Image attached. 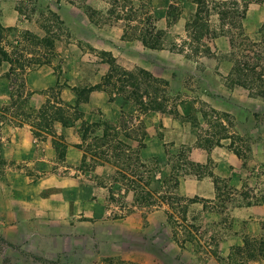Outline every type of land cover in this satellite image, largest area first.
Instances as JSON below:
<instances>
[{
    "label": "rangeland",
    "instance_id": "obj_1",
    "mask_svg": "<svg viewBox=\"0 0 264 264\" xmlns=\"http://www.w3.org/2000/svg\"><path fill=\"white\" fill-rule=\"evenodd\" d=\"M0 26L12 28L0 49L24 64L17 79L0 66V264H229L244 236L260 235L264 98L231 79L235 60L264 89V0H0ZM144 31H161L159 49ZM102 52L162 80L165 111L120 83L77 102L106 75ZM47 101L80 118L39 136L18 124ZM82 121L102 124L85 142Z\"/></svg>",
    "mask_w": 264,
    "mask_h": 264
},
{
    "label": "trees",
    "instance_id": "obj_2",
    "mask_svg": "<svg viewBox=\"0 0 264 264\" xmlns=\"http://www.w3.org/2000/svg\"><path fill=\"white\" fill-rule=\"evenodd\" d=\"M88 10V16L89 18L93 19V16L95 12L91 10L90 8ZM12 28H3L0 26V40L3 37V32L11 30ZM239 33L242 37L244 35L242 32ZM160 33L161 31H156L154 34H151V32L144 31V33L139 36V40L143 43L144 46L151 48V49H159L160 48ZM24 34L27 35V39L34 42V44L39 45L40 47L49 48L51 49L53 46V40L49 37H34L30 35L29 33L25 32ZM233 45V44H232ZM102 61L107 64L108 69L106 75L103 77V80L100 84H97L93 87H90L87 91H83V94L78 95L77 102L80 101L81 97H84V94L91 92L92 90H103L106 91L109 87L114 86L116 83L122 84V86L125 88L127 86L132 87V93L133 96L132 100L135 104L140 106L141 108L154 110V111H165L164 105L162 101H158L156 98L157 92L160 90L158 88V84L163 82L160 79L154 78L151 76L150 73L147 71H144L143 69H138L137 72H127L122 70L115 61V58H113L109 52H102L101 53ZM22 55L17 54L15 51L12 53H7L4 50L0 49V66L3 63L9 64V69L12 71L15 75V79H17V76L22 73V70L24 68L23 61H21ZM27 64H34L36 66H41L48 63L47 59L41 60V59H28L26 61ZM237 61L234 60L232 74H234V78L231 79V83H234L235 85H238L240 87H243L247 89L250 93V95L253 96H260L264 98V89H258L257 91H253L252 86V79L253 76L256 75L255 78L258 80H261L260 74L255 72V69L253 66L248 67H242ZM17 69V72L15 70ZM247 71V73H245ZM249 73L252 74V79L249 76ZM140 76V77H138ZM249 76V78H248ZM140 81V83L136 82ZM263 82V81H262ZM141 84L146 85L147 89L151 88L153 89V93H151V97L147 95L148 90L144 89V93H139L138 90L141 88ZM143 94H146L149 96V103H144L143 101ZM18 108H22L21 105L18 106ZM31 110V111H30ZM27 109L25 112H21L20 119L18 122L19 125H21L23 122H29L31 127L33 128V133L36 136H39L40 133L43 131V129H47L50 124L54 122L60 123L63 127H70L73 126L74 122L80 118V112L77 109V106H67L65 107V110L59 106L55 107L50 104L49 101H47L44 105H42L37 110ZM68 113V114H65ZM33 116V117H32ZM33 118V119H30ZM102 124L99 122L94 123H86L85 121H82L79 128L78 133L79 137L82 142H85L88 138H90V135H94L97 130H99V127H101ZM105 137H107V133L102 131L101 137L94 136L92 138L93 140L99 139L103 140ZM56 144V150H58L59 154L63 155V149L60 148V144ZM218 145V143H216ZM196 168L199 170H204L205 165H195ZM202 176H204V171L202 173ZM199 177H202L201 175H198ZM226 184L224 185V187ZM219 185H217V182L215 181V190H216V196H220V190ZM254 204H261V201H245L243 205L239 206H251ZM264 257V224L261 226V233L258 236L250 237V236H244L242 239V244L239 246H236L232 248L229 251V254L225 258L226 261H228L229 264H248L251 261H255L257 259H260Z\"/></svg>",
    "mask_w": 264,
    "mask_h": 264
}]
</instances>
